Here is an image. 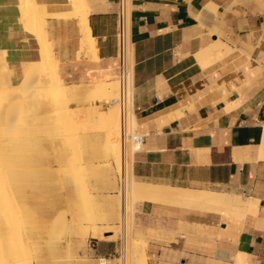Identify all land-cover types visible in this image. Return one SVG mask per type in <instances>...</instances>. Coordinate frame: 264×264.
I'll use <instances>...</instances> for the list:
<instances>
[{"label":"crops","instance_id":"1","mask_svg":"<svg viewBox=\"0 0 264 264\" xmlns=\"http://www.w3.org/2000/svg\"><path fill=\"white\" fill-rule=\"evenodd\" d=\"M34 1L65 84L118 80V0H85L92 58L70 0ZM131 23L132 175L249 199L241 219L136 201L146 264H264V0H132ZM0 52L14 83L41 58L19 0H0ZM120 247L90 236L79 264H117Z\"/></svg>","mask_w":264,"mask_h":264},{"label":"rangeland","instance_id":"2","mask_svg":"<svg viewBox=\"0 0 264 264\" xmlns=\"http://www.w3.org/2000/svg\"><path fill=\"white\" fill-rule=\"evenodd\" d=\"M27 10L28 9L23 12L26 11L25 13H31ZM25 66L26 64L24 67ZM97 82L90 83L88 85H94ZM117 96V94L112 97L110 96L109 101L111 98ZM47 100V98H43L41 100L42 102L39 104L26 105V107L24 105L27 109V118H25L24 114H22L25 110L23 106L19 109H23L21 113L18 109L15 111L16 115L20 113L21 116L24 117L20 120H16V117L12 118L14 111L10 112V117L8 115L9 112L0 116V119L3 120H0L2 131L5 129V126L3 127L5 123L7 127L9 125L13 127L6 128V131L4 130L3 132L4 135L2 133V137L0 136V161H3L0 162V182L1 184H4V187H7L9 184L8 187L10 186V188H12L10 190V188L7 187L8 189L6 188L5 190V188L1 185L3 193L8 194H6L3 198L6 197L5 200H7L9 197L16 196L19 201L22 198V204L19 202V205L16 208H18V210L19 208L20 210L24 209L21 213L18 211V214L17 210L13 212L16 215L13 214L14 217L12 216V220L13 218H15V220H13V226L8 232L11 234L6 233V238H8L6 239V243L8 242L7 244L10 248L8 252L10 254L9 256L19 258L21 262H25L24 264H54L55 262L58 264H79L78 252L85 249L90 235L86 234L82 236V238L81 236L78 238L76 233L74 235L73 232L72 235L66 228H57L53 225V223L58 220V218L60 220L63 217L68 220L72 216L73 219L75 218V221L73 220V224L78 219L81 221L84 220V222H82L86 225H91L93 222L97 225L99 231L101 229V231L111 230L113 233L110 238L118 239L119 243L123 247L125 227L127 224V213L122 211L120 205L119 208L117 205V201L119 200L121 202L122 199L120 195L121 186L118 182L121 175V169L111 155L106 156L102 154L101 151H99L100 146L95 145L102 141L104 134V132L102 133V131L98 130L97 125L95 126L94 123L90 124L94 130L88 124V126H75V124L78 123H73V113L68 114L64 118V115L61 114L62 111L60 113L63 117H60L62 120L56 121V118L61 115L55 117L57 114L53 115V113L50 112V105L47 104ZM109 101H106V99H100V101L91 100L90 102L98 104L100 109L106 111L110 106ZM81 107L82 104H77V102L73 100H67L64 106V108L68 109V111L70 109L73 110V108L77 109ZM16 115L14 114V116ZM13 124H15V128ZM21 125H23L22 128H20ZM133 126L135 130L136 124H133ZM81 127H83V129ZM7 129L9 130L7 131ZM23 129L27 132L26 135V132L22 134ZM75 130H78L76 134H74ZM15 131L20 133L17 136V133L12 135ZM137 132L139 133L138 130ZM80 133H82V136ZM9 136H12L14 139ZM99 137L100 141H98ZM8 140H10V143L7 144L6 142V145L3 146L5 141ZM15 140H17L18 143ZM19 140L24 143L23 145H25V147H23L22 143L19 144ZM3 141L4 143H2ZM13 141H15V143H12ZM18 144L21 145V148ZM5 147H7V149ZM95 148L97 151H95ZM5 150L6 152L3 153ZM95 154L98 155L96 156ZM78 156L81 161L77 158ZM7 163H9V166H7ZM70 169L72 172H70ZM133 179L134 177L132 175L131 180ZM109 190L111 193H109ZM8 192L10 193V196ZM67 197L69 198L67 199ZM18 199L16 201V205L18 204ZM58 199H60V202ZM88 200L90 201V205ZM51 201L53 202V205ZM25 202H28L29 204ZM135 202L136 201H133V203ZM58 204L60 206L63 204V206L60 207ZM53 206L55 208H53ZM25 210H27V213ZM117 211H119V216H117ZM138 211L139 205L136 203L134 204V213L132 218V236L137 238L142 235L144 238V235L140 231V223L137 221L136 217ZM93 212L96 215L93 214ZM69 213H72L73 215H70ZM88 213H90L89 216ZM43 216L46 217L47 220ZM17 217H20L21 221ZM94 217L96 218L94 219ZM98 217L101 219L99 220ZM52 219L53 223L51 222ZM95 220L96 222H94ZM103 225L105 228H103ZM64 233H66V235ZM104 234L110 233L107 232ZM97 236L101 237L100 234ZM55 252L57 253L56 256ZM20 254L24 256L25 261L22 260L23 258H20L22 257ZM101 263H105V261H101ZM116 263L120 264L121 259L117 258Z\"/></svg>","mask_w":264,"mask_h":264},{"label":"bare ground","instance_id":"3","mask_svg":"<svg viewBox=\"0 0 264 264\" xmlns=\"http://www.w3.org/2000/svg\"><path fill=\"white\" fill-rule=\"evenodd\" d=\"M70 1L73 5V15H75L79 18L78 22L80 23L79 26H80L81 34H82L81 43L83 44L84 49H86V53H88L91 58L96 57L97 54L95 55L96 49H95V46L93 43V37L90 33V28H89L88 23H87L88 22L87 16H88V12H89L88 5H87L85 0H70ZM26 6H28V7H26ZM29 6H30V8H29ZM19 7H21L20 8L21 19L23 21L24 27L27 29L28 32L34 34L38 39V42L40 44L41 58L38 61L28 63V66L26 64V66L24 68H22V70H23L22 71V79L19 82L14 83L11 79L12 69L8 66L7 62L5 61V58H4L5 56L3 55V52H0V69H1L0 70V116L3 114H7L8 112H9L8 113V115H9V114H11L10 113L11 111H14V113L12 114L13 115L12 118L16 117L15 118L16 120H20L21 118H24V117L27 118V109L25 108L26 105L39 104L42 102L41 100L43 98L44 99L47 98L48 100L46 102H47V104L50 105V112L53 113V115L57 114V116H55V117H58V115L63 114L64 118H65L68 114L73 113V123L74 122L78 123V124H75V126L76 125L85 126L87 124L90 125L91 123H94L95 126L96 125L98 126L97 127L98 130L102 131V133L104 132L102 141L99 142L98 144H95V145L100 146L99 151H101L102 154H104L106 156L111 155V157L115 160L116 164L120 167L121 175H122V185H121V192H120L122 199H121V202L119 200L117 201V205H118V208L120 205V208L122 209V211L123 212L125 211L127 213V224L125 227L124 244L122 247L123 256L125 257L124 258L125 264H146L147 263V257H148L147 253H146V249H145L146 248L145 240L141 237L134 238L132 236V231H131L132 224H133L132 218H133L134 204H135V203H133V201L149 200V201H152L154 203H157V205L162 204V205L176 206V207H180L183 209H191V210H196V211H208V212H212V213H218L222 217H225V218H233V219H241L242 218L244 211H247V210H244L243 206L249 202V199L245 200V199H243V197L241 195L232 194V193L229 194V193L216 192V191L207 190V189H189V188H181V187H172L170 185H164V184L147 183V182H142V181L137 180L134 176H133L134 179L131 180V178H132L133 152L136 149V147L140 144L139 142L133 141V139L137 133L134 130V126H133V124H135L136 121L133 122L134 112H133V107H132L131 95H127V94L124 95L122 105H120L118 103L110 104V106L107 108V110L104 111L103 109L99 108L98 104L91 103L90 101L91 100L100 101V99H106V101H109L110 96L112 97L113 95L115 96L116 94L119 96V93H120V81L119 80L114 79V80L98 81L94 85H79V84H69L68 85V84H65L58 77L57 60L55 58L54 53L52 52L51 43H50V41L47 40V37H46V33L44 30V27H45L44 26V20L45 19H43L42 15H41V6L38 5L34 0H19ZM26 9H28L31 13H25L26 11L23 12ZM73 15H71V18H73L72 17ZM45 29H46V27H45ZM48 39H49V37H48ZM22 67H23V64H22ZM67 100H71V101L73 100V101L77 102V104H82V107L77 108V109L73 108V110L70 109L68 111V109L64 108L65 102ZM24 105H25V107H24ZM22 106H23V108H25L24 112H22L23 109L19 110ZM17 109L20 111V113L22 112V114H24V117H22L21 114L18 112H17L18 116L16 115L15 111ZM61 111H62V113H61ZM14 114L16 116H14ZM9 117H10V115H9ZM60 117L63 118L61 115L58 118H56V121L62 120ZM1 121H3V120H1ZM5 124L3 125V127L5 126L4 130L6 131V128H9L11 126L9 125L7 127ZM14 125L15 124H13V126ZM22 126L23 125H21L20 128H22ZM11 128H13V127H11ZM14 128H15V126H14ZM81 128L83 129V127H81ZM77 129H79V128H77ZM92 129H93V127H92ZM4 130L2 131V127L0 126V136L2 135ZM8 130L9 129H7V131ZM10 131H11V129H10ZM13 131H14V129H13ZM77 131L78 130H75L74 134H76ZM79 131H82V130H79ZM24 132H26V131L23 129L22 134H24ZM15 133H17V132L15 131L14 133H12V135ZM19 133H17L16 136ZM26 134H27V132L25 133V135ZM81 134L82 133H80V135ZM101 134H99V135H101ZM3 135H4V133H3ZM127 136H128V138H127ZM9 137L14 139L12 136H9ZM67 137H68V135H67ZM7 138H8V136H7ZM97 138H95V139L98 140ZM12 139H11V141H12ZM22 140H23V138H22ZM15 141H17V140H15ZM15 141H13L12 143H15ZM98 141H100V137H99ZM6 142H7V144H9L10 140L5 141V143L3 141L2 142V143H4L3 146L6 145ZM97 142H95V143H97ZM17 143H18V141H17ZM17 143H16V145H17ZM20 143H22V142H20V140H19V144ZM19 144H18V146L20 147L21 145H19ZM23 144L24 143H22V145ZM13 145H15V144H13ZM18 146H17V148H18ZM23 147H25V145H23ZM23 147H22V149H23ZM5 148L7 149V147H5ZM3 150H4V148H3ZM95 151H97L96 148H95ZM5 152H6V150L3 153H5ZM93 153H95V152H93ZM95 155L97 156L98 154H95ZM6 158H8V157H6ZM77 158H79V156ZM0 159H1V157H0ZM79 160L81 161L80 158H79ZM7 166H9V163H7ZM72 166H73V164H72ZM90 167H92V166H90ZM67 170H68V168H67ZM70 172H72L71 169H70ZM1 185L4 187V184L3 183L1 184V182H0V264H24L25 262L24 263L21 262V260L19 258H15V257L13 258V257L9 256L10 254L8 252H9L10 248H9V245L7 244L8 242L6 243V239H8V238H6V233H8L10 231V229L13 226V220H15V218H13V220H12V216L14 217V215H16L13 212H15L17 210V214H18V211L21 213V211L24 210V209L20 210V208L18 210V208H16V207H18L19 202L21 203L22 198L20 197L21 199L19 201V199L15 196V197H9V198L7 197L8 199L5 200L6 197L5 198H3V197L6 196L7 193L6 194L3 193ZM8 185H7V187H8ZM61 186H63V185H61ZM7 187H4L5 190ZM8 188H10V186ZM11 189L12 188H10V190ZM9 192H11V191H9ZM89 194H91V193H89ZM9 196H10V193H9ZM84 197H86V196H84ZM68 198L69 197H67V199ZM17 199H18V204L16 205ZM25 199H26V197H25ZM59 200L60 199H58V201ZM89 200H91V199H89ZM54 202H56V201H54ZM25 203H28V202H25ZM86 203H85V205H86ZM91 203H93V202H91ZM63 204H61V206L60 205L59 206L62 207ZM82 204H84V203H82ZM52 205H53V202H52ZM89 205H90V201H89ZM24 207H26V206H24ZM68 207H69V205H68ZM49 208H50V206H49ZM53 208H55V207L53 206ZM26 211L27 210H25V212ZM41 213H43V212H41ZM90 213H88V216ZM117 213H118L117 216H119V211H117ZM69 214L73 215L72 213H69ZM93 214H95V213L93 212ZM58 215H55V216H58ZM63 216H65V215H63ZM65 217H67V216H65ZM17 218L20 219V217H17ZM44 218H46V217H44ZM95 218L96 217H94V219ZM98 218H97V220H98ZM100 219L101 218H99V220ZM46 220H47V218H46ZM73 220L75 221V218L73 219V216H72L68 220H66V218L62 217L60 220L58 218V220H56L54 223H53V219H52L51 222L57 228H61V229L66 228L68 230V232H70L72 235H73V232H74V235L76 233L78 238H79V236H81V238H82V236H84L86 234H89L91 237H96L98 234H100L101 235L100 238H102V237L103 238H108V237L110 238V236L113 233L111 230L107 231V230L103 229L104 231H101L102 230L101 229L99 231V229L97 228V225H95V223H93V222L91 225H86L83 223L84 220H82L83 221L82 222L80 219H78L73 224ZM20 221H21V219H20ZM94 222H96V220ZM73 225H74V227H73ZM103 228H105L104 225H103ZM53 229H54V227H53ZM73 230H75V231H73ZM107 232H109L110 234H104ZM8 234H11V233H8ZM64 234L66 235V233H64ZM12 243H14V242H12ZM71 249H72V246H71ZM131 254H132V256H131ZM20 258H23L22 260L25 261L24 256H22ZM101 261H104V259H101Z\"/></svg>","mask_w":264,"mask_h":264},{"label":"built area","instance_id":"4","mask_svg":"<svg viewBox=\"0 0 264 264\" xmlns=\"http://www.w3.org/2000/svg\"><path fill=\"white\" fill-rule=\"evenodd\" d=\"M131 6L132 0H118V10L116 12V39L117 50L116 55L118 57L119 65V78L120 81V93L118 97L110 99V104H123V97L125 94L132 97L133 86V38H132V23H131ZM128 138V136H127ZM134 142L142 144L143 135L137 133L133 139ZM138 149V148H137ZM135 149L134 152L137 150ZM119 185H122V175L118 179ZM117 257L121 259L120 264H125L123 257L122 246L120 247Z\"/></svg>","mask_w":264,"mask_h":264}]
</instances>
